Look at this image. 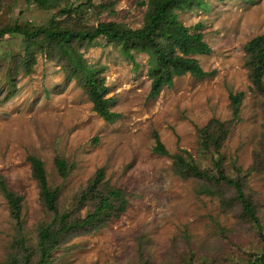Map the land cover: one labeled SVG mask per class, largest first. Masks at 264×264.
I'll return each instance as SVG.
<instances>
[{"label": "rangeland", "instance_id": "1", "mask_svg": "<svg viewBox=\"0 0 264 264\" xmlns=\"http://www.w3.org/2000/svg\"><path fill=\"white\" fill-rule=\"evenodd\" d=\"M152 8L151 0H49L46 9L38 0H0V29L52 22L78 28L79 17L86 27L112 22L137 30ZM177 17L191 33L202 26L196 33L211 52L191 58L210 76L175 77L154 100H147L146 55L132 51L133 64L104 38L76 44L89 65L105 68L110 110L120 115L112 124L93 112L58 63L35 46L27 49L20 36L0 39V176L23 198L17 224L0 194V264H23L26 258L37 264L43 229L54 233L62 215L76 221L92 213L99 199L82 197L99 170L103 181L96 191L104 185L121 191L125 212L109 217L97 232L54 237L44 264H251L264 257V98L250 83L245 55L247 43L264 34V0H196ZM239 92L244 98L233 120L229 95ZM212 120L229 129L219 156L199 145L198 131ZM154 134L170 156L187 153L201 170L214 173L220 158L225 174L241 184L257 222L234 200L232 188L177 177L171 159L153 152ZM28 157L43 163L57 215L43 207ZM203 186L217 195H197Z\"/></svg>", "mask_w": 264, "mask_h": 264}, {"label": "trees", "instance_id": "2", "mask_svg": "<svg viewBox=\"0 0 264 264\" xmlns=\"http://www.w3.org/2000/svg\"><path fill=\"white\" fill-rule=\"evenodd\" d=\"M196 0H151L152 11L147 21L140 29L131 30L122 28L112 22L99 23L95 27H86L78 17V28L57 26L52 22L48 27L32 28L29 25H14L0 29V39L6 35H17L26 42L27 49L35 46L50 61L59 64L66 78L73 79L81 88L92 105L93 112L104 122L112 124L120 115L112 112L113 99L108 98V89L105 83V68L89 65L81 51L76 47L77 43L89 46L99 38L108 40L109 43L121 48L123 55L135 64L131 52L144 54L148 57L147 76L150 80L147 100H154L158 97L164 87H170L175 77L189 75L196 79H204L210 73L204 72L198 62L191 56H207L210 54V47L203 42L202 35L196 33L201 29L200 24L194 26L193 33L183 26L177 17L178 12L191 9ZM49 0H38L41 8H48ZM91 0H86L89 4ZM78 8L68 12V16L78 13ZM26 49V50H27ZM24 61L25 73L29 74L32 63H30L29 50L26 51ZM247 58L246 68L252 87L264 98V34L249 41L245 47ZM33 62V61H32ZM244 93L239 92L229 95L230 109L233 120L237 119ZM228 124L217 120L210 121L205 127L198 131L199 145L205 151L213 150L219 156V149L228 135ZM155 145L153 152L162 157H169L172 161V169L177 177L182 180L193 179L205 185H224L235 192L234 200L238 202L249 219L256 223L254 210L251 203L244 195L241 184L225 174L222 160L218 158L214 162V173L201 170L189 158L184 155H169L164 145L160 142L158 135L154 134ZM31 176L39 189V198L43 207L57 215L56 193L50 191L43 163L34 158L28 157ZM56 167L60 168L59 160H56ZM103 173L97 171L93 180L87 187L82 197V202L88 201L96 195L99 199L92 213L84 219L76 221L68 220L65 215L60 216L58 229L54 233L50 228L43 229L38 238L37 264H44L53 246L54 237L67 235L71 232L86 231L97 232L105 224L109 217L114 219L122 215L128 202L119 190L103 186V191H96L102 184ZM204 185V186H205ZM196 191L197 195L215 196V191L205 187ZM0 194L5 200L11 218L20 223V215L23 198L11 191L3 178L0 176ZM116 202V204H114ZM54 234V235H53ZM264 238V236H263ZM19 245L23 247L22 241ZM26 252V249L24 250ZM264 256V255H263ZM14 264H21L18 260ZM23 264H29L28 258ZM251 264H264V257Z\"/></svg>", "mask_w": 264, "mask_h": 264}]
</instances>
